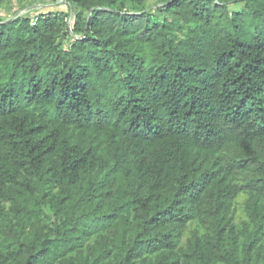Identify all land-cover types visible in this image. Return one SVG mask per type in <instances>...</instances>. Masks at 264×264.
<instances>
[{
	"label": "trees",
	"instance_id": "16d2710c",
	"mask_svg": "<svg viewBox=\"0 0 264 264\" xmlns=\"http://www.w3.org/2000/svg\"><path fill=\"white\" fill-rule=\"evenodd\" d=\"M61 1L0 17V264H264V0Z\"/></svg>",
	"mask_w": 264,
	"mask_h": 264
},
{
	"label": "rangeland",
	"instance_id": "374dc122",
	"mask_svg": "<svg viewBox=\"0 0 264 264\" xmlns=\"http://www.w3.org/2000/svg\"><path fill=\"white\" fill-rule=\"evenodd\" d=\"M243 5L242 2L233 3L231 6L232 10H237ZM163 6V3L159 0H147L146 3L141 7H134L131 3L122 4L123 10L130 13H139L140 11H145L153 15L161 16L159 13V8ZM119 5V8H122ZM49 11H61L67 13L64 16L62 22H65V31L60 37V43L63 46L68 45L73 37H79V34L75 33V15L79 13V10L74 8L70 9L61 0H0V17L5 19V21L12 20L20 15H28L31 18H35L37 15ZM88 13H83V18L88 16ZM67 24V25H66ZM245 200L246 195H240L235 203V222L240 224L247 219V214L245 210ZM197 227V223H191L185 235L183 237V242L190 236L191 232Z\"/></svg>",
	"mask_w": 264,
	"mask_h": 264
}]
</instances>
